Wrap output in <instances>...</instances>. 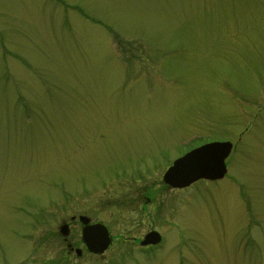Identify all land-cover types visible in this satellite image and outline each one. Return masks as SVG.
Instances as JSON below:
<instances>
[{
    "label": "rangeland",
    "instance_id": "374dc122",
    "mask_svg": "<svg viewBox=\"0 0 264 264\" xmlns=\"http://www.w3.org/2000/svg\"><path fill=\"white\" fill-rule=\"evenodd\" d=\"M0 264H264V0H0Z\"/></svg>",
    "mask_w": 264,
    "mask_h": 264
},
{
    "label": "water",
    "instance_id": "95a60500",
    "mask_svg": "<svg viewBox=\"0 0 264 264\" xmlns=\"http://www.w3.org/2000/svg\"><path fill=\"white\" fill-rule=\"evenodd\" d=\"M231 149L232 144L229 142L210 143L196 148L175 160L164 173L162 181L172 189H183L199 180H220L226 173L225 159L229 156ZM180 161L191 162L178 168ZM78 221L81 224V240L86 251L92 255L103 254L111 243L108 229L99 223L90 224L85 216H80ZM59 234L63 238L68 236L69 229L66 224L60 226ZM160 241L161 237L157 232H149L140 242V246H154ZM75 253L80 256L81 251L77 249Z\"/></svg>",
    "mask_w": 264,
    "mask_h": 264
},
{
    "label": "snow or ice",
    "instance_id": "6c2138e0",
    "mask_svg": "<svg viewBox=\"0 0 264 264\" xmlns=\"http://www.w3.org/2000/svg\"><path fill=\"white\" fill-rule=\"evenodd\" d=\"M191 161H180L179 164L177 165L178 168L186 166L190 163Z\"/></svg>",
    "mask_w": 264,
    "mask_h": 264
},
{
    "label": "flooded vegetation",
    "instance_id": "af4514ba",
    "mask_svg": "<svg viewBox=\"0 0 264 264\" xmlns=\"http://www.w3.org/2000/svg\"><path fill=\"white\" fill-rule=\"evenodd\" d=\"M211 142H216V141H211ZM217 142H223V141H217ZM204 144H207V143H204ZM204 144H203V145H204ZM201 146H202V145H201ZM181 156H182V155H181Z\"/></svg>",
    "mask_w": 264,
    "mask_h": 264
}]
</instances>
